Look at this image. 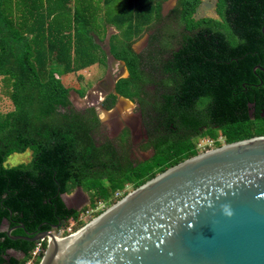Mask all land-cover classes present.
<instances>
[{
	"label": "trees",
	"instance_id": "trees-1",
	"mask_svg": "<svg viewBox=\"0 0 264 264\" xmlns=\"http://www.w3.org/2000/svg\"><path fill=\"white\" fill-rule=\"evenodd\" d=\"M112 1L0 0V77L14 107L0 114V161L12 148L32 146L36 153L27 169L0 168V264H24L36 244L12 240L1 230L3 221L8 228L24 225L11 235L59 231L70 222L77 229L88 219L80 220L79 211L62 199L76 187L101 201L113 197V203L127 194V186L134 190L197 155L196 138L207 137L220 147L264 136V0H216L217 18L198 20L193 14L202 0H177L173 13L181 14L177 24L183 27L172 38L160 39L177 50L152 65V56L132 50V37L154 25L167 26L161 13L164 0H128V12L115 14L109 12ZM98 20L102 33L93 29ZM106 25L115 26L119 35L125 32L122 43H115L118 35L110 42L112 54L128 71L117 83V93L138 99L147 95L145 85H157L152 102L140 100L148 106L142 116L145 147L154 151L147 161L130 158L125 136L119 145L97 141L96 109L76 110L60 79L105 64L94 35L103 39ZM157 36L149 37L152 48ZM115 100L111 94L105 107Z\"/></svg>",
	"mask_w": 264,
	"mask_h": 264
},
{
	"label": "water",
	"instance_id": "water-1",
	"mask_svg": "<svg viewBox=\"0 0 264 264\" xmlns=\"http://www.w3.org/2000/svg\"><path fill=\"white\" fill-rule=\"evenodd\" d=\"M110 39V32L103 41L96 38L109 69L121 62ZM119 78L108 72L90 93L106 86L117 95ZM69 197L62 195L67 207ZM7 226L3 221L1 230L12 240H46L39 264H264V136L223 144L166 169L71 235H11L24 225Z\"/></svg>",
	"mask_w": 264,
	"mask_h": 264
},
{
	"label": "rangeland",
	"instance_id": "rangeland-1",
	"mask_svg": "<svg viewBox=\"0 0 264 264\" xmlns=\"http://www.w3.org/2000/svg\"><path fill=\"white\" fill-rule=\"evenodd\" d=\"M128 0H113L110 5H109V12L111 14H115V13H125L128 12L127 9L129 7ZM177 1L176 0H164V2L162 3L163 7L167 8L169 7V9L166 10H162V17L168 18L167 21V26H164V23L162 25H154V27L151 30L145 31V33H143L140 37H136L135 35L134 37H132L135 41L134 44V49L136 51H140V54H143V57H147V56H152L154 61H158L160 59V57L157 55L156 52H154L153 48L151 46H149L148 43L143 44V41L145 40V36L148 35V33L151 32H155L154 34H157L158 36L155 38V40L157 42H159L160 45V49L159 51L163 52L162 56H161V60L163 57H165L166 55L168 56V54H170V52L173 51V49H176L177 47L175 46L173 49L171 48V46H166V44L164 43L165 41H160V39L164 40V39H168V38H172L173 36H175V30L176 29H182L183 24L179 25L177 24L178 19L181 20L182 17L181 14H178L177 16L174 15L173 10L175 11V7H177ZM134 14V13H133ZM136 14V13H135ZM183 16V14H182ZM216 0H202L201 4L198 6V8L196 9V12L193 14V18L196 19H200L202 17H216ZM102 17V16H101ZM177 19H176V18ZM180 17V18H179ZM184 17L186 18V16L184 15ZM187 22V20H186ZM108 26V25H107ZM93 29L95 31H99V33H102L104 31L103 28V23L101 20L97 21V25H95L93 27ZM119 33V32H118ZM118 33L116 32L115 34L118 35ZM125 33V32H124ZM124 33L120 34L117 36L115 43H119L121 39H125L124 38ZM103 35V34H101ZM107 34H105L106 37ZM115 35V36H116ZM133 35V34H132ZM151 34L148 35V41H149V36ZM163 36V38L161 37ZM96 42V40H95ZM122 43V41L120 42ZM173 43V42H170ZM165 45V47H164ZM158 50V47H157ZM99 55V54H97ZM151 60V59H150ZM153 63H156L154 62ZM95 65V64H94ZM99 65V64H98ZM95 65L87 70H84L83 73H70L67 75H64L62 77H60L63 85L67 88H69L70 90V101L72 103V106L76 109V110H82L84 107L88 106H92L94 105L96 102H92L90 101V104H88V97L90 96L91 89L97 84V81L99 80L100 77H102L103 75V64L98 66ZM98 69H101L100 71H98ZM97 70V73L95 75H93L94 71ZM150 86V85H149ZM80 90V91H78ZM6 89H5V84L2 80V77H0V114H6L8 113L11 109H13V104L11 102V100L8 98V93L10 92L9 88H7V94H5ZM83 93V95H81ZM131 105L124 102L121 103L119 106V112L121 115H126V114H130V109L132 108ZM125 107L128 108V110H125ZM99 118L106 123V121L108 120V117L106 118V112H102L99 109H97ZM110 113V112H107ZM218 140L221 141V143L223 144V138L219 135L218 133ZM139 143V142H138ZM195 143L198 149V154L209 151L211 149L216 148L215 141L210 140L207 137H199L195 139ZM135 150L137 151V148L134 147ZM146 150V149H145ZM144 153V155H151L150 150L149 151H145L142 152ZM135 157L137 159H139L141 157V154L136 152L135 153ZM131 186H127L123 192H131L133 189H131ZM71 192H73L71 194V196L75 195V192H77L75 189H73ZM85 195L89 196V201H84L82 204L77 205V211H79V218H83L84 220L88 219V221L86 222L89 223L90 221H92L94 218H96L99 214H101L103 211H105L107 208H109L110 206H112L114 203H116L118 200H120L121 198H119L116 202H113V197H111L108 201H101L100 199H97L95 197H91V195H89L90 193L88 192H84ZM68 194V193H67ZM121 194V193H120ZM119 194V195H120ZM70 195V193L68 194ZM124 197V196H123ZM102 204V205H100ZM95 208H99V211L97 214H90L87 213V211L89 210H94ZM85 225V224H84ZM83 225V226H84ZM77 223L76 222H70L67 224V226L64 227V229H60L59 231H53V233L57 236V237H65L68 235H71L73 233H75L78 229L77 228ZM68 229H70L68 231ZM65 231V232H64ZM23 258V257H21ZM41 260V259H40Z\"/></svg>",
	"mask_w": 264,
	"mask_h": 264
},
{
	"label": "flooded vegetation",
	"instance_id": "flooded-vegetation-1",
	"mask_svg": "<svg viewBox=\"0 0 264 264\" xmlns=\"http://www.w3.org/2000/svg\"><path fill=\"white\" fill-rule=\"evenodd\" d=\"M205 18H208V17H205ZM196 20H198V18H196ZM154 33L152 32L150 36H152ZM153 39H154L153 50H154V52H156L157 47L159 45V42H157L155 40V37ZM175 50H177V49H175ZM158 51H159V49L157 50L156 53L161 58L162 54L158 53ZM171 53L172 52H170V54H168V56H171ZM150 59H151L150 65H152L154 60H153V58H150ZM154 62H156V61H154ZM105 65H107L106 62H105ZM105 67L108 68V66H105ZM153 68H155V67L153 66ZM156 76H158V74L154 73L153 77L156 78ZM145 92H147V95H141L140 94L138 99L126 98L128 101H130L132 103V108L130 109V114H126L125 116L121 115L119 112V106L121 104L120 101H122V100H120V98L118 96H116L115 94H113V93L108 94L107 93L106 97L103 98V97H101L103 95V93H100V92L97 93L96 92V93L90 94V96L88 97V101H89L88 104H90V101L96 102L92 106H90L91 105L90 104L89 107H93L97 111V109L100 110L99 107L102 106L106 110V111H102V112H106V118L108 117V120L106 121V123H104L99 118V115L97 112L98 119L100 121V125H99V129H98V132L96 135V140L102 143L103 141H105L107 139L110 141H115V143L117 145H119L120 144V138L122 136L123 137L125 136L127 143L129 145L130 158L134 161H137V162L147 161L154 154L152 147H150V146L145 147L147 144V141H148V135H147L146 126L144 124L142 116H143V108L147 109L148 106L144 105L140 100L145 98V100L152 102L155 99L154 95L157 92L156 83L150 82L147 85H145ZM111 94L116 97L115 103L111 108H106L105 102ZM119 96H121V95H119ZM121 97H123V96H121ZM123 98H125V97H123ZM89 107L86 106L82 110L89 108ZM107 112H110V113H107ZM134 147L137 148V151L135 150ZM149 150L151 152V155L149 154L146 156V155H144V153H142V152L149 151ZM136 152L141 154V157L139 159H137L135 157ZM75 190L77 192H75V195L73 197H71V198L69 197L67 202H68V206H69L68 208H73V209L77 210L76 206L82 204L84 201H89V196L80 194V192L78 193L77 187L75 188ZM7 229H9L8 226H7ZM12 254L17 255L19 253L14 252Z\"/></svg>",
	"mask_w": 264,
	"mask_h": 264
},
{
	"label": "crops",
	"instance_id": "crops-1",
	"mask_svg": "<svg viewBox=\"0 0 264 264\" xmlns=\"http://www.w3.org/2000/svg\"><path fill=\"white\" fill-rule=\"evenodd\" d=\"M177 1V0H176ZM164 1H162L161 2V12H162V10H166V9H169V7H167V8H165V7H163V5H162V3H163ZM109 29V30H108ZM108 32H110V34H111V38H112V36H114V35H116L115 33L117 32H119V30H117L116 29V27L115 26H113V25H106V32H105V34H107ZM151 32V31H150ZM118 35H119V33H118ZM94 36H96V35H94ZM96 38L97 39H99L97 36H96ZM95 38V39H96ZM104 38H105V36H104ZM103 38V39H104ZM103 39H99L100 41H103ZM135 39V38H134ZM133 39V41H132V44H131V48H132V50L136 53V54H140V51L138 52V51H136L135 49H134V44H135V40ZM110 42H111V39H110ZM119 61H121V62H118L117 64H115L114 66H112V68H107V67H105V66H107V65H103L104 66V68H103V76L102 77H100L99 78V80L97 81V84L99 83V82H101L103 79H104V77L106 76V74L108 73V72H111L112 73V75L113 76H120V78L116 81V86H117V83L121 80V79H124V78H127L128 77V71H127V68H126V66H125V63L122 61V60H119ZM122 63V64H121ZM99 63H95V65H98ZM94 64L93 65H91V66H89V67H87L86 69H83V70H81V71H78V73H83V71L84 70H87V69H89V68H91V67H93V66H95ZM101 64H99L98 66H100ZM101 69H98V71H100ZM97 73V70H95L94 71V73H93V75H95ZM78 91H80V90H78ZM104 92H106V93H108V94H110L111 92L110 91H108L107 92V87L105 86L102 90H101V92L100 93H104ZM117 92V91H116ZM97 93H99V92H97ZM116 96H118L119 97V95L117 94ZM101 97H103V98H105L106 97V95L105 94H103ZM121 103H124V102H126V103H128V104H130L131 106H132V103L130 102V101H128L126 98H123L122 99V101H120ZM130 106V107H131ZM13 109H14V107H13ZM13 109H11L10 111H12ZM125 110H128V108L127 107H125ZM73 192H71L70 193V196H71V194H72Z\"/></svg>",
	"mask_w": 264,
	"mask_h": 264
},
{
	"label": "clouds",
	"instance_id": "clouds-1",
	"mask_svg": "<svg viewBox=\"0 0 264 264\" xmlns=\"http://www.w3.org/2000/svg\"><path fill=\"white\" fill-rule=\"evenodd\" d=\"M207 103L211 102V98H207ZM35 151L32 146H25L23 150L17 148L9 149L2 161H0V168L5 171H15L27 169L32 165L35 159Z\"/></svg>",
	"mask_w": 264,
	"mask_h": 264
},
{
	"label": "built area",
	"instance_id": "built-area-1",
	"mask_svg": "<svg viewBox=\"0 0 264 264\" xmlns=\"http://www.w3.org/2000/svg\"><path fill=\"white\" fill-rule=\"evenodd\" d=\"M118 194H115V197H118ZM102 205V204H100ZM99 208H95L94 210H89L87 211V213H90L91 215L98 212ZM80 220H84L83 218H80ZM70 229H68L69 231ZM43 243H46V240H40L37 241L31 254H30V258L24 263V264H35L36 261L38 260L40 254L42 252H44V248H43ZM42 257V256H41Z\"/></svg>",
	"mask_w": 264,
	"mask_h": 264
},
{
	"label": "bare ground",
	"instance_id": "bare-ground-1",
	"mask_svg": "<svg viewBox=\"0 0 264 264\" xmlns=\"http://www.w3.org/2000/svg\"><path fill=\"white\" fill-rule=\"evenodd\" d=\"M217 17V16H216ZM219 44V43H218ZM73 236V235H72Z\"/></svg>",
	"mask_w": 264,
	"mask_h": 264
}]
</instances>
